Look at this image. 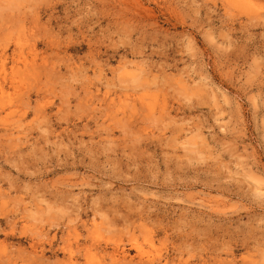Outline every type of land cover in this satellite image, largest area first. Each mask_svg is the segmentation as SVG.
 I'll list each match as a JSON object with an SVG mask.
<instances>
[{
	"label": "rangeland",
	"instance_id": "374dc122",
	"mask_svg": "<svg viewBox=\"0 0 264 264\" xmlns=\"http://www.w3.org/2000/svg\"><path fill=\"white\" fill-rule=\"evenodd\" d=\"M131 241L264 264V0H0V264Z\"/></svg>",
	"mask_w": 264,
	"mask_h": 264
},
{
	"label": "bare ground",
	"instance_id": "6f19581e",
	"mask_svg": "<svg viewBox=\"0 0 264 264\" xmlns=\"http://www.w3.org/2000/svg\"><path fill=\"white\" fill-rule=\"evenodd\" d=\"M65 249L66 251L69 252V257L67 258V264H78L73 254V245L72 244L66 245ZM131 249L137 252V257L139 258L138 264H155L157 258L155 256L151 257L144 255L143 249L139 244H137V241H131ZM113 250L114 251L111 254L105 253L102 256L104 260L103 264H126V260H127L126 250L124 249L122 250L119 244H115ZM160 258L161 256H159L158 260ZM84 259H85L84 264H92V260L97 259V257L95 258V255H93V253L90 250H88L85 253ZM107 259H109L108 263H107Z\"/></svg>",
	"mask_w": 264,
	"mask_h": 264
}]
</instances>
